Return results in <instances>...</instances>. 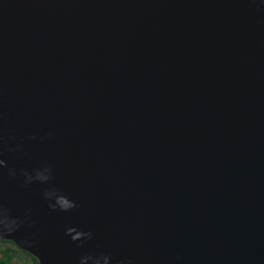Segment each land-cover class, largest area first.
<instances>
[{
	"label": "water",
	"instance_id": "95a60500",
	"mask_svg": "<svg viewBox=\"0 0 264 264\" xmlns=\"http://www.w3.org/2000/svg\"><path fill=\"white\" fill-rule=\"evenodd\" d=\"M0 211L39 264H264V0H0Z\"/></svg>",
	"mask_w": 264,
	"mask_h": 264
},
{
	"label": "clouds",
	"instance_id": "9594fccd",
	"mask_svg": "<svg viewBox=\"0 0 264 264\" xmlns=\"http://www.w3.org/2000/svg\"><path fill=\"white\" fill-rule=\"evenodd\" d=\"M0 226H2L4 229H6L9 232H12V231H15L17 227V222L14 219L9 220L8 216L3 211H0ZM5 242H8V241L0 239V264H4V261L9 258L13 260L16 259V257L8 256L5 254V251H4L5 244H6ZM8 243H12V242H8ZM29 260L31 261L33 259H29Z\"/></svg>",
	"mask_w": 264,
	"mask_h": 264
},
{
	"label": "trees",
	"instance_id": "16d2710c",
	"mask_svg": "<svg viewBox=\"0 0 264 264\" xmlns=\"http://www.w3.org/2000/svg\"><path fill=\"white\" fill-rule=\"evenodd\" d=\"M5 241H8V240H5ZM8 242H12V241H8ZM8 242H5V248H4V251H5V254L8 255V256H13L15 257V253H18V256L16 257L15 260L13 259H6L4 261V264H25V260L22 259V257H24L27 253L26 251H23L22 249H20L17 245H15L13 242L12 243H8ZM11 250V251H10ZM28 256H27V259H33L35 258L34 256H32L30 253H27ZM35 260L37 261V259L35 258ZM31 264H35V261L34 260H31Z\"/></svg>",
	"mask_w": 264,
	"mask_h": 264
},
{
	"label": "snow or ice",
	"instance_id": "6c2138e0",
	"mask_svg": "<svg viewBox=\"0 0 264 264\" xmlns=\"http://www.w3.org/2000/svg\"><path fill=\"white\" fill-rule=\"evenodd\" d=\"M11 251V250H10ZM26 255L24 257H22L23 260H25V264H31V261L27 259L28 254L25 253ZM18 256V253H15V257ZM33 260L35 261V258H33ZM35 264H39V261H35Z\"/></svg>",
	"mask_w": 264,
	"mask_h": 264
}]
</instances>
